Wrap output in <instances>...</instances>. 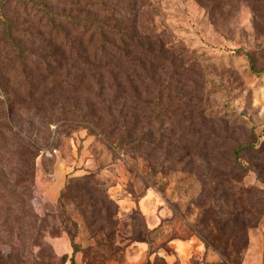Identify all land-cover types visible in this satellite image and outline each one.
Here are the masks:
<instances>
[{"label":"rangeland","instance_id":"374dc122","mask_svg":"<svg viewBox=\"0 0 264 264\" xmlns=\"http://www.w3.org/2000/svg\"><path fill=\"white\" fill-rule=\"evenodd\" d=\"M106 6L127 55L51 24L70 1L0 0V264H167L173 244L243 264L264 241V0Z\"/></svg>","mask_w":264,"mask_h":264},{"label":"trees","instance_id":"16d2710c","mask_svg":"<svg viewBox=\"0 0 264 264\" xmlns=\"http://www.w3.org/2000/svg\"><path fill=\"white\" fill-rule=\"evenodd\" d=\"M70 1L72 4H75L77 6L76 12L73 16L67 17L63 14H56L55 12L48 11L45 8V12L47 13V18L49 19V22L51 24H54V20L60 19L59 21H67L69 20L71 26H73L76 29V32L79 34L78 41L80 44L83 42L86 43V45L89 47H93L94 51H106L107 49L113 50L117 55L125 53L124 55H127L129 53V49L126 47L127 45L124 43L125 34L121 31L120 28H117V23H113L112 25H108V22L113 20V18H108L103 16V13L106 11V2L109 0H65ZM47 7V5H44ZM119 4L114 3L113 7L111 8L114 11H117V13H120V10L118 11ZM81 8V10H79ZM89 9L88 13L86 9ZM112 13V12H111ZM132 24V23H131ZM134 26L132 24V35H131V41L129 45H132L134 43V38L137 37L136 33L134 32ZM58 29V30H57ZM58 32H65V28L63 26H58L56 28ZM149 36V37H148ZM145 38L153 39L154 36L148 33H145ZM156 37V36H155ZM84 44V43H83ZM119 58L114 59L112 61L108 60V62H117ZM2 102H0V105ZM16 136L14 134L13 139L15 140ZM135 146V145H133ZM29 154H31V158L29 160L30 164L28 165V159H26V170L23 174V179L26 181H32L35 176V167H34V160L37 157L39 150H37L35 147L33 149L29 148L27 151ZM238 165V164H237ZM239 165L237 166V168ZM27 184V190L30 189V186ZM61 197H63V193L61 194ZM146 264H150L147 262Z\"/></svg>","mask_w":264,"mask_h":264},{"label":"crops","instance_id":"0c3cea01","mask_svg":"<svg viewBox=\"0 0 264 264\" xmlns=\"http://www.w3.org/2000/svg\"><path fill=\"white\" fill-rule=\"evenodd\" d=\"M173 247L174 248L176 247L175 250L177 253H176V255L174 253L173 255L165 256L167 264L176 263L178 258L180 259V264H184L181 262H183V260H184L183 254L186 253V250H187L186 244L183 246L184 251L177 244H175V246L173 244ZM263 257H264V241H262L260 245H257L255 242L251 241V243L247 249L243 264H264Z\"/></svg>","mask_w":264,"mask_h":264}]
</instances>
